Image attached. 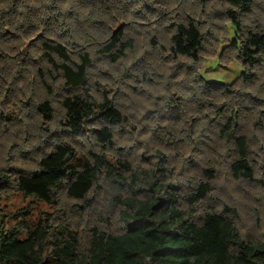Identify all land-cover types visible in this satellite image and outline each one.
<instances>
[{
    "label": "trees",
    "instance_id": "trees-1",
    "mask_svg": "<svg viewBox=\"0 0 264 264\" xmlns=\"http://www.w3.org/2000/svg\"><path fill=\"white\" fill-rule=\"evenodd\" d=\"M174 1L181 13L171 23L173 55L193 63L201 60L203 30L199 12L209 2L223 4L227 38L236 51L235 58L246 68L241 72L242 82L251 88L243 90L245 95L237 97L235 103L226 99L236 92L235 85L231 86L233 90L221 85L214 93L204 87L212 95L203 104L191 96L198 111L206 106L212 111L208 124L201 123L196 137L189 134L191 130L185 133L187 139L200 146L198 150L209 151L207 164L192 179L175 182L173 171L163 160L155 163L150 181L142 185L136 181L130 160L118 161V168L103 153L86 155L64 140L46 143L34 157V165L0 168V196L20 192L53 205L64 192L79 218L61 209L58 216L47 213L33 227L23 211L13 215L15 224L7 228L1 219L0 264H264V238L248 239L240 233L236 206L205 203L217 179L219 156L214 155L222 156L231 180L264 185L254 167L256 152L264 150V27L246 26L243 18L262 1L190 0V6L191 2L196 6L191 10L186 4L182 6L186 0ZM151 2L0 0V79L4 95L21 87L19 76L35 63L33 72L38 73L44 93L35 99L34 109L42 123L57 113L50 99L54 94L51 84L60 80L68 92L59 98L62 124L81 130L87 122L97 121L99 127L91 128L96 140L102 146L112 144L111 126L125 123L126 115L106 91H102L100 100L94 99L90 69L96 56L116 63L133 49L134 38L127 35L126 27ZM151 40L155 41L154 35ZM7 61V68L3 67L1 62ZM42 64L47 65L50 80L43 75ZM196 74L187 76L200 82ZM254 84L261 88L254 92ZM26 88L29 86L25 83ZM21 100L33 110V99L27 96ZM6 119L0 131L10 133L14 117L8 115ZM166 134H159L162 143L178 141L177 135ZM156 153L166 157L161 149ZM125 173L130 174L128 182ZM111 177L118 182V190L111 197L116 214L90 215L97 204L92 199L96 188ZM82 231L85 235L80 234Z\"/></svg>",
    "mask_w": 264,
    "mask_h": 264
},
{
    "label": "rangeland",
    "instance_id": "rangeland-1",
    "mask_svg": "<svg viewBox=\"0 0 264 264\" xmlns=\"http://www.w3.org/2000/svg\"><path fill=\"white\" fill-rule=\"evenodd\" d=\"M261 1L262 5L243 17L246 26L264 27V0ZM184 4L189 10L196 7L192 2L190 6V0L183 1L182 6ZM174 6V0H152L151 6L142 10L138 19L129 22L126 27L127 35L134 38L133 49L116 63H111L105 56H96L93 60L89 76L94 99L100 100L102 91H106L126 115L125 123L111 126L113 143L110 145L102 146L96 140L91 128L99 127L100 123L97 121L87 122L81 130H71L62 124L59 119L61 116L59 98L68 92L60 80L51 84L55 95L50 96V99L57 113L49 122L42 123L44 121L34 109L35 99L43 97L44 93L38 84V73L33 72L36 70L35 63L33 68L30 64L26 69L29 73H21L19 76L21 87H17V91L9 92L7 97L3 93L2 88L5 87H1L3 83L0 79V130L1 125L2 128L5 127L8 115L14 117L10 123L12 127L17 128L13 127L10 133L0 131V168L6 170L15 166L17 169L32 166L35 163L34 157L40 150L45 149L46 143L64 140L83 154L103 153L104 157L118 168L120 167L118 161L130 160L138 177L136 181L142 185L150 181L155 163L163 160L173 171V181L192 179L199 169L207 164V159L211 156L208 155V150H198L200 146L187 139L185 133L191 130L189 134L196 137L199 126L203 121H209L212 111L209 106L201 107L198 111L199 108H195L191 96L203 104L205 99L212 95L208 94L204 87L214 93L221 85L231 90H233L231 86L235 85L238 88L234 95L226 98L234 101L242 94L245 95L242 93L243 90L251 88L245 87L242 82L241 72L246 68L235 58L236 51L227 38L225 6L212 1L201 7L202 11L200 10L198 18H201L203 30L202 58L196 63L174 56L170 49V36L174 32L172 19L178 15L180 17L181 13ZM152 35L155 37L154 42L151 40ZM7 63L8 61L1 62L6 68ZM42 70L45 71L43 75L49 79L46 64ZM195 71L200 82L187 76V73ZM25 83L29 89H23ZM260 88L259 84L252 86L254 92ZM27 96L33 99L30 102L33 110L25 106L21 100ZM175 117L179 118L176 120ZM45 128L49 131H45ZM33 131L34 134L31 133ZM160 132L167 133L166 137L177 135L178 141L162 143ZM180 137H184L183 140ZM157 149L166 152V157L162 158L156 153ZM214 156H219L216 161L217 179L213 184L214 190L205 203L213 202L218 207L224 204L236 206L240 233L248 239L264 238V185L231 180L226 164L221 161L222 156ZM254 161L255 175L264 182V150L256 152ZM124 175L128 182L130 174ZM117 190L118 182L112 180V177L103 179L92 197L93 200H97V204L95 211L90 215L97 213L115 215L116 208L111 202V197ZM56 201V204L51 205L20 192L2 194L0 225L1 219L6 228L14 225L13 215L20 211L26 212L23 217L30 227L43 221L47 213L58 216L61 209L68 215L79 218L70 208L71 201L64 192L59 193ZM85 233L82 231L80 234Z\"/></svg>",
    "mask_w": 264,
    "mask_h": 264
}]
</instances>
